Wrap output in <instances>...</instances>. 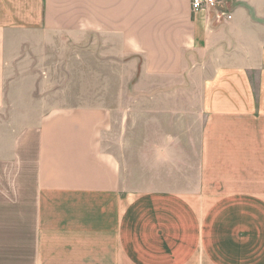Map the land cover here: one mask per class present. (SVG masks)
<instances>
[{"label": "crops", "instance_id": "crops-1", "mask_svg": "<svg viewBox=\"0 0 264 264\" xmlns=\"http://www.w3.org/2000/svg\"><path fill=\"white\" fill-rule=\"evenodd\" d=\"M190 1L0 0V264H264V0Z\"/></svg>", "mask_w": 264, "mask_h": 264}, {"label": "built area", "instance_id": "built-area-1", "mask_svg": "<svg viewBox=\"0 0 264 264\" xmlns=\"http://www.w3.org/2000/svg\"><path fill=\"white\" fill-rule=\"evenodd\" d=\"M219 0H191V10L197 13L204 10H218ZM224 17L226 20H231L232 15L229 12H221L218 18Z\"/></svg>", "mask_w": 264, "mask_h": 264}, {"label": "rangeland", "instance_id": "rangeland-1", "mask_svg": "<svg viewBox=\"0 0 264 264\" xmlns=\"http://www.w3.org/2000/svg\"><path fill=\"white\" fill-rule=\"evenodd\" d=\"M89 41H91V40H89ZM70 42H72V41L70 40ZM142 87H143V84L139 80V76L138 75H134L133 81L129 84V88L127 86V89L137 90V89H141ZM28 118H29V116H26L25 117V119H26L25 121H28Z\"/></svg>", "mask_w": 264, "mask_h": 264}]
</instances>
